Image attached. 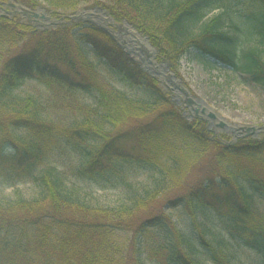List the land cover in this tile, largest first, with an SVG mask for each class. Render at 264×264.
<instances>
[{
	"label": "trees",
	"instance_id": "obj_1",
	"mask_svg": "<svg viewBox=\"0 0 264 264\" xmlns=\"http://www.w3.org/2000/svg\"><path fill=\"white\" fill-rule=\"evenodd\" d=\"M101 1L110 3L120 19L116 21L126 20L146 36L175 74L180 61L193 51L196 60L246 74L264 91V0H249L254 4L249 20L256 40L251 38L254 46L239 53L229 49L234 41L222 31V16L228 14L225 0ZM214 10L222 14L204 22ZM25 30L0 18V61L7 54L0 63V167L34 177L41 197L33 202H0V264H146V260L205 264L194 258L193 242L169 218L148 220V228L155 229L157 236L146 243L142 234L139 246L137 234L126 242L119 233L153 195L180 188L211 147L210 176L198 179L189 192L168 204L180 202L186 208L209 263L231 264L222 242L213 245L203 236L197 222L200 207L222 217L229 238L254 251L264 264V212L257 211L254 202L256 196L264 198V138L234 146L211 141L205 129L189 124L173 108L155 79L97 28L86 27L78 35L70 27L31 30L27 48L17 42ZM87 46L118 70L123 82L144 87L152 101H134L105 86L86 56ZM33 76L54 91L49 103L81 91L95 97V106L79 105V121L65 126L44 119L43 104L31 98L6 100L20 81ZM123 127L127 129L117 131ZM123 143L133 144L137 153L123 152ZM64 147L81 157L78 177L96 180L129 170L147 171L153 176L154 192L146 199H131L130 207L117 216L90 208L63 193L54 169L34 175L39 165Z\"/></svg>",
	"mask_w": 264,
	"mask_h": 264
},
{
	"label": "rangeland",
	"instance_id": "obj_2",
	"mask_svg": "<svg viewBox=\"0 0 264 264\" xmlns=\"http://www.w3.org/2000/svg\"><path fill=\"white\" fill-rule=\"evenodd\" d=\"M79 1L0 0V18H5L15 25L27 27L25 33L18 35L19 40L17 41L19 47L24 45L26 48L31 45V42H29L31 30L54 31L53 29L59 27H70L73 28V33L78 35L87 25L92 26L90 23L70 22L68 19H65L66 23H62L60 18L63 16H75L79 12L95 11V8H98L109 15L115 21V24L122 25L124 22V20L116 21L120 19H117L116 14L111 10L109 2L100 0L98 4L93 2L90 4H78ZM225 1L228 14L222 16L224 22L222 31L228 34L234 41L229 49L239 53L243 49L254 46L251 38L256 40L255 33L257 32L254 28L250 29L251 21L249 20L254 4L249 0ZM31 4H35V6H31ZM69 5H75V10H69ZM220 14H222L220 10L212 11L207 14L204 22ZM45 20L50 22V26L45 27L42 25L45 23ZM68 23L71 25H68ZM100 31L102 32L103 30L100 29ZM112 38L117 42L114 37ZM13 47L15 46L13 45ZM85 50L89 62L93 64L95 72L105 86L107 85L134 101H152L151 96L144 87H132L123 82L121 73L115 70L109 63H106L105 60L98 58L90 46L85 47ZM6 55H3L0 63L5 59ZM195 55V52L190 51L180 61L177 74L173 72V76L179 80L181 87L187 90L190 96H184V98L179 92L174 91L175 88L169 87L168 83H163L157 76H153L159 84L161 92L169 98L173 108L178 110L189 124L196 123L199 129H205L211 136V141L215 140L223 146H234L241 141H261L264 138V131L259 132L257 137L254 138L236 139L234 135L226 131V128L222 129L218 126L220 120H217V117L215 120H212L208 118L207 112L201 114L194 104H188V99L201 100L213 110L215 116L219 114L235 128H264V91L251 81L250 76L233 73L213 61H211V65L204 64L196 60ZM262 60L264 61V50L262 52ZM156 61L159 64L168 63L162 60L158 56V53ZM44 84L35 77L24 78L9 93L6 100L9 102L13 99L31 98L39 104H43V110L40 113L44 119L65 126L79 121V105L95 106V97L81 91L59 98L64 100L49 103L54 91L50 92ZM181 87L176 88L180 89ZM181 93L184 94L183 92ZM164 108L166 107L163 106L162 109ZM194 110H198V113L195 114ZM125 129L127 127L117 129V131ZM16 133L20 134V132ZM121 148L126 153L133 155L137 153V148L130 143H123ZM213 153V147L207 150L206 156L191 172L180 188L171 190L170 192L167 191L162 195L159 193L153 195L151 200L147 202L146 207L135 213L129 220V225L123 227L124 229L119 233L120 237L127 242L134 239L137 234L136 244L139 246L137 241L143 242L141 235L146 234V243H149L157 236V232L155 229L148 228V220L159 216L161 220H164V218L168 220L169 218V221L193 242L196 250L194 258L202 263L211 264L207 261L208 258L205 250L200 246V242L197 241V231L189 218L186 208L180 202H177V205L174 206V204L169 205L168 201L189 192L195 186V182L198 179L201 180L206 176H210V163ZM80 165L81 157L76 152L68 149V147H64L54 151L45 162L37 167L34 175H37L45 168L54 169L62 183L64 194L71 196L90 208L111 212L116 216L120 215L126 207H130L131 199H146L148 193L152 194L154 192L153 176L147 171L129 170L126 173L108 178L87 180L78 177L76 174ZM33 178L12 171L7 166H4V168L0 167V202L9 203L17 199L33 202L40 199L41 188ZM254 202L256 210L264 212V198L256 196ZM221 218L213 209L200 207L197 222L203 236L211 241L213 245L222 242V247L227 249L225 252L231 264H262L261 258L254 251L244 247L242 244L233 242L229 238L223 228ZM146 243L144 241V244ZM128 253H130V247L128 248ZM146 264L164 263L146 260Z\"/></svg>",
	"mask_w": 264,
	"mask_h": 264
},
{
	"label": "bare ground",
	"instance_id": "obj_3",
	"mask_svg": "<svg viewBox=\"0 0 264 264\" xmlns=\"http://www.w3.org/2000/svg\"><path fill=\"white\" fill-rule=\"evenodd\" d=\"M40 14V13H39ZM64 17V16H63ZM74 22H85V23H95L105 30L109 35L114 37L119 44H121L127 51L130 52L132 60L136 61V54H139L142 61V69L153 73L157 78L163 83H168L169 87L175 88V92H179L183 97L179 89L176 87H181L179 80H177L170 72L169 67L166 64H159L156 61L157 53L150 46L149 42L140 35L132 24L123 22L122 25H118L113 22L109 15L105 14L102 10L79 12L73 16ZM45 27L50 26V22L45 20L42 24ZM143 58H142V56ZM182 88V87H181ZM185 98V97H184ZM196 101V100H195ZM195 108L205 112H213V110L208 107L204 102H195ZM217 120L223 121L227 125L226 131L232 135H235V127L231 126L224 118L219 114H216Z\"/></svg>",
	"mask_w": 264,
	"mask_h": 264
},
{
	"label": "water",
	"instance_id": "obj_4",
	"mask_svg": "<svg viewBox=\"0 0 264 264\" xmlns=\"http://www.w3.org/2000/svg\"><path fill=\"white\" fill-rule=\"evenodd\" d=\"M65 18H68V19H70V20H73V16H69V17H65ZM64 18H62V20H63ZM90 24H92L93 26H96V27H98L99 29H102V28H100L99 27V25H97V24H95V23H91L90 22ZM103 30V29H102ZM105 33H107L105 30H103ZM108 34V33H107ZM109 35V34H108ZM110 37H111V35H109ZM112 38V37H111ZM113 39V38H112ZM114 40V39H113ZM145 40H148L147 38H145ZM116 42V41H115ZM117 45L119 46V48L127 55V56H131V54H130V52L129 51H127L121 44H118L117 43ZM136 57H137V59H136V63L138 64V65H141L142 64V59H141V57H140V55L139 54H136ZM151 77H153L154 76V74L153 73H148ZM179 91H181V92H183L184 93V95H185V97L187 96H190V94H189V92L187 91V90H185L183 87L182 88H180L179 89ZM193 98V97H192ZM195 102H202L201 100H193V99H188V104L189 105H192V104H196ZM198 110H194V112H195V114H197L198 112H197ZM200 113L201 114H205V110L204 109H202L201 111H200ZM207 116H208V118H210V119H212V120H215L216 119V116H215V114H213V112H207ZM218 126L220 127V128H226L227 129V125L224 123V122H222V121H220L219 122V124H218ZM261 131H264V128H262V129H257L256 127H251V128H245V129H241V128H235V135H234V138H248V137H257V135H258V133L259 132H261Z\"/></svg>",
	"mask_w": 264,
	"mask_h": 264
}]
</instances>
